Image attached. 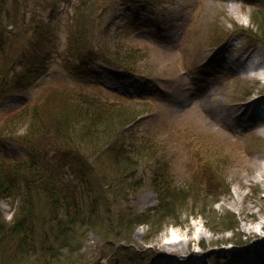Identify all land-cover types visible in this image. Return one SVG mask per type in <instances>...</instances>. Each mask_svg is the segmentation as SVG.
I'll return each instance as SVG.
<instances>
[{
  "label": "rangeland",
  "instance_id": "374dc122",
  "mask_svg": "<svg viewBox=\"0 0 264 264\" xmlns=\"http://www.w3.org/2000/svg\"><path fill=\"white\" fill-rule=\"evenodd\" d=\"M16 1L20 15L26 16L23 41L0 10V160L11 165L34 155L22 140L25 124L10 123L8 113L33 104L48 85L59 78L64 83L62 75L80 66L56 52L49 72L15 84L17 49L30 53L48 23L51 5L63 17L69 6L66 0H46L44 5ZM260 8L264 0H92L86 7L87 30L92 32L86 66L97 76L85 92L103 103L130 98L142 110L131 124L146 144L145 154L137 158L133 181L128 177L138 186L126 192L122 204L113 200L111 211L157 205V170L188 195L150 240L155 232L150 226L135 229L126 243L140 253L134 259H143L133 263L264 264V225L259 227L264 219V109L261 117L255 113L256 107L264 108V37L251 19ZM99 42L111 44L112 53L116 44L133 52L128 53L133 69L106 54ZM34 152L60 160L70 182L78 181L75 173L93 159L89 152L58 159L36 143ZM16 206L0 201L7 221ZM173 232L179 233L177 242L170 243ZM110 240L109 246L91 234L83 249L86 258L76 264H106L110 248L120 245L115 237ZM228 243L233 246L218 248Z\"/></svg>",
  "mask_w": 264,
  "mask_h": 264
},
{
  "label": "trees",
  "instance_id": "16d2710c",
  "mask_svg": "<svg viewBox=\"0 0 264 264\" xmlns=\"http://www.w3.org/2000/svg\"><path fill=\"white\" fill-rule=\"evenodd\" d=\"M0 1V10L15 25L16 34L23 41L25 13L20 15L16 0ZM36 1L44 5L46 0ZM66 1L69 6L64 17L58 12L59 7L51 5L48 23L38 33L30 53L17 49L15 84H24L49 72L51 56L56 52H62L65 61L72 58L80 66L75 65L69 74L62 75L64 83H59V78L55 85H48L33 104L8 113L10 123L25 124L22 140L34 156L15 159L12 165L0 160V201L10 200L14 205L17 202L11 221L0 210L1 264H76L86 258L83 249L91 234L100 235L109 246L110 237L119 240L120 245L110 248L111 257L108 256L106 264H136L133 262L143 258L134 259L140 253L126 243H130L135 229L142 224L150 226L155 231L147 238L150 240L169 224L167 218L188 195L167 182L164 173L157 170L153 177L157 205L144 210L111 211L113 200L122 204L126 192L138 186L131 181L137 158L145 154L146 144L134 135L131 123L135 124L142 110L130 98L103 103L85 92L88 81L97 76L87 69L89 58L86 60L85 54L92 42L91 38L88 41L92 32L87 30L90 16L86 11L92 0ZM251 19L256 31L264 37V8L254 10ZM99 44L106 54L133 69L128 65L131 55L128 53L133 52L116 44L113 54L111 44ZM35 143L44 146V150H52L58 159L85 152L91 153L93 159L75 173L79 180L70 182L64 179L60 160L52 162L43 153H33ZM113 254L116 256L112 260Z\"/></svg>",
  "mask_w": 264,
  "mask_h": 264
},
{
  "label": "bare ground",
  "instance_id": "6f19581e",
  "mask_svg": "<svg viewBox=\"0 0 264 264\" xmlns=\"http://www.w3.org/2000/svg\"><path fill=\"white\" fill-rule=\"evenodd\" d=\"M253 67H256V65H253V66H251V68H253ZM264 118V117H263ZM213 133V132H212ZM173 172L174 173H176L174 170H173ZM264 225V219H262V222H261V224L259 225V227H261V226H263ZM179 233L178 232H173L172 234H171V236L169 237V242L170 243H172V242H174V241H176L177 242V239H176V236L178 235ZM230 246L232 247L233 246V244L231 245H229V246H224V247H226V248H230ZM220 247H222V246H218V248H220ZM247 264V263H246Z\"/></svg>",
  "mask_w": 264,
  "mask_h": 264
}]
</instances>
